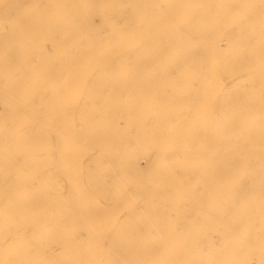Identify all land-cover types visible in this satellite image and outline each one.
<instances>
[{"label":"bare ground","instance_id":"1","mask_svg":"<svg viewBox=\"0 0 264 264\" xmlns=\"http://www.w3.org/2000/svg\"><path fill=\"white\" fill-rule=\"evenodd\" d=\"M252 176L264 0H0V264H249Z\"/></svg>","mask_w":264,"mask_h":264},{"label":"rangeland","instance_id":"2","mask_svg":"<svg viewBox=\"0 0 264 264\" xmlns=\"http://www.w3.org/2000/svg\"><path fill=\"white\" fill-rule=\"evenodd\" d=\"M229 181L246 182L247 184H252V190L254 191L253 193L259 192L260 189H263L261 191L264 192V176L229 178ZM253 214L254 215L251 217L249 226L246 225L245 228L240 229L242 231L241 234L245 235L242 239L236 240L234 247H237V250L240 248L246 249L247 252L245 253L244 258L249 264H264V227L262 225L264 224V214L262 217L258 216V211H254ZM233 230H235V232L237 231L236 229ZM235 232L231 233H234V236H239V234H236ZM238 233L240 232L238 231ZM217 234V231L211 233L212 239L217 240Z\"/></svg>","mask_w":264,"mask_h":264}]
</instances>
